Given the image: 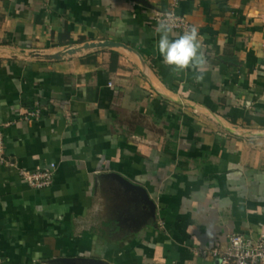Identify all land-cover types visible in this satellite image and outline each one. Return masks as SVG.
<instances>
[{
    "label": "crops",
    "instance_id": "obj_1",
    "mask_svg": "<svg viewBox=\"0 0 264 264\" xmlns=\"http://www.w3.org/2000/svg\"><path fill=\"white\" fill-rule=\"evenodd\" d=\"M0 10V131L17 164L0 165V264H216L199 249L264 232V0ZM162 10L204 37L202 82L163 63ZM51 162L50 186L19 176Z\"/></svg>",
    "mask_w": 264,
    "mask_h": 264
},
{
    "label": "built area",
    "instance_id": "obj_2",
    "mask_svg": "<svg viewBox=\"0 0 264 264\" xmlns=\"http://www.w3.org/2000/svg\"><path fill=\"white\" fill-rule=\"evenodd\" d=\"M154 21L157 25L161 21H167L183 34L194 25L187 21L184 15L173 10H162L154 13ZM39 116L37 108L28 112V116ZM0 165L17 167L16 160L11 157L5 147L3 133L0 131ZM54 163L38 169L18 168L21 179L30 187L42 188L50 186L53 181ZM204 255L211 256L216 264H264V232L257 235H246L240 232L232 233L227 245L222 248L219 244H214L208 249H199ZM199 264V263H196Z\"/></svg>",
    "mask_w": 264,
    "mask_h": 264
},
{
    "label": "clouds",
    "instance_id": "obj_3",
    "mask_svg": "<svg viewBox=\"0 0 264 264\" xmlns=\"http://www.w3.org/2000/svg\"><path fill=\"white\" fill-rule=\"evenodd\" d=\"M155 32L160 34L158 51L163 57V63L175 71L191 68L195 73V81L202 82L206 60L203 50L204 37L200 35L199 29L193 26L183 34L177 35L170 23L161 21Z\"/></svg>",
    "mask_w": 264,
    "mask_h": 264
},
{
    "label": "rangeland",
    "instance_id": "obj_4",
    "mask_svg": "<svg viewBox=\"0 0 264 264\" xmlns=\"http://www.w3.org/2000/svg\"><path fill=\"white\" fill-rule=\"evenodd\" d=\"M1 14H3V13L0 12V21L3 22V20H4V19H3V15H1ZM0 23H1V22H0ZM6 23H7V26H8V24H9L8 20L6 21ZM6 23H5V24H6Z\"/></svg>",
    "mask_w": 264,
    "mask_h": 264
},
{
    "label": "trees",
    "instance_id": "obj_5",
    "mask_svg": "<svg viewBox=\"0 0 264 264\" xmlns=\"http://www.w3.org/2000/svg\"><path fill=\"white\" fill-rule=\"evenodd\" d=\"M1 13H6L7 11H4V10H0Z\"/></svg>",
    "mask_w": 264,
    "mask_h": 264
}]
</instances>
